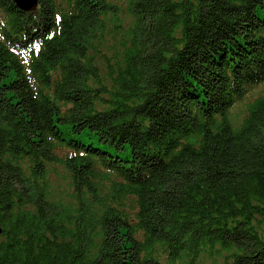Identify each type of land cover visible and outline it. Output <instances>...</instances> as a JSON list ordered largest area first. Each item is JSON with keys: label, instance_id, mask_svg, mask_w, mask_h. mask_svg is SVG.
Listing matches in <instances>:
<instances>
[{"label": "trees", "instance_id": "16d2710c", "mask_svg": "<svg viewBox=\"0 0 264 264\" xmlns=\"http://www.w3.org/2000/svg\"><path fill=\"white\" fill-rule=\"evenodd\" d=\"M263 222L264 0H0V264H264Z\"/></svg>", "mask_w": 264, "mask_h": 264}, {"label": "rangeland", "instance_id": "374dc122", "mask_svg": "<svg viewBox=\"0 0 264 264\" xmlns=\"http://www.w3.org/2000/svg\"><path fill=\"white\" fill-rule=\"evenodd\" d=\"M244 104H246V101L244 103H241V104H236L230 109V112H229L230 113V117H229L230 123L231 122L237 123L240 120V118L243 116ZM54 187L57 188L60 191V193H63V190H65V192L68 191V190H66L67 187L65 186L64 182L55 183ZM260 228H262L264 230V222L261 224ZM219 259H221V258H219ZM219 259L217 260V264L222 263V262H220ZM205 263L209 264L207 260L205 261Z\"/></svg>", "mask_w": 264, "mask_h": 264}, {"label": "water", "instance_id": "95a60500", "mask_svg": "<svg viewBox=\"0 0 264 264\" xmlns=\"http://www.w3.org/2000/svg\"><path fill=\"white\" fill-rule=\"evenodd\" d=\"M12 2L20 11L32 12L37 8L38 0H12Z\"/></svg>", "mask_w": 264, "mask_h": 264}]
</instances>
